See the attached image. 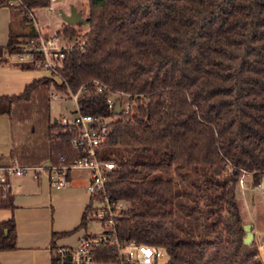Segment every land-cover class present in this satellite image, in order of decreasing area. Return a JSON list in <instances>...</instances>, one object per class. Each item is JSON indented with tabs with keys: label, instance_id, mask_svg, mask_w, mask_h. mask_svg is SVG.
I'll return each instance as SVG.
<instances>
[{
	"label": "trees",
	"instance_id": "16d2710c",
	"mask_svg": "<svg viewBox=\"0 0 264 264\" xmlns=\"http://www.w3.org/2000/svg\"><path fill=\"white\" fill-rule=\"evenodd\" d=\"M48 4L0 0L22 11L23 20ZM87 5L88 27L81 42L64 49L59 80L35 77L20 92L0 95V112L10 119V157L21 165L70 157L71 132L53 131L60 124L49 116L48 89H80L81 113L110 117L98 149L115 161L105 192L127 204L116 224L120 235L163 245L165 264H261L255 242L243 241L237 186L241 172L254 185L264 175V0ZM57 33L77 31L64 23ZM32 35L35 25L27 31L11 25L6 52ZM110 91L126 95L129 108H109ZM92 202L77 227L85 228ZM15 247L10 216L0 220V250Z\"/></svg>",
	"mask_w": 264,
	"mask_h": 264
},
{
	"label": "crops",
	"instance_id": "0c3cea01",
	"mask_svg": "<svg viewBox=\"0 0 264 264\" xmlns=\"http://www.w3.org/2000/svg\"><path fill=\"white\" fill-rule=\"evenodd\" d=\"M73 6L86 18L83 14L85 8ZM51 8H54L52 4ZM56 8L58 12L60 9L68 12L70 7L68 3L66 7L58 4ZM42 9L53 10L48 5L35 7L27 12L24 20L18 18V29L27 31L36 23L45 34L59 31L65 23L60 15H55L51 27V19H48L47 14V19H39ZM19 13L22 17L23 12ZM13 21V10L8 5H0V95L18 93L25 84L44 73L40 68H21L13 54L4 52L3 47ZM78 24L73 22L69 25L75 27ZM9 150L10 119L7 113L0 112V173L4 166L16 161L10 157ZM87 177V170L74 168L67 174L68 182L55 187L49 183L45 171L29 169L21 174H6L7 187L0 182V220L10 216L14 218L16 247L0 250L1 264H50L52 243L70 244L77 241L85 229L77 226L90 200L86 189ZM7 193L10 194L9 199H5ZM8 202L11 204L7 205Z\"/></svg>",
	"mask_w": 264,
	"mask_h": 264
},
{
	"label": "built area",
	"instance_id": "2783aa9c",
	"mask_svg": "<svg viewBox=\"0 0 264 264\" xmlns=\"http://www.w3.org/2000/svg\"><path fill=\"white\" fill-rule=\"evenodd\" d=\"M53 1L49 0L48 7L50 9H52ZM35 27L36 35L30 37V45L26 47L29 50L13 54L15 62L28 63L44 70L56 71L62 65L64 49L68 47L59 44L61 35L57 31L45 34L36 23ZM95 84L99 92L105 89L97 80ZM84 88L81 86V89ZM80 91L79 89L72 93L76 103ZM116 99L119 98L115 97L111 91L107 94L106 101L109 108L114 109ZM119 100L121 109L127 110L130 105L129 101L125 99L122 103L121 99ZM76 110V114L72 118L61 117V123L66 125L71 132L69 144L73 152L70 157L60 155L54 163L21 165L17 161H13L3 167L0 173V182L6 188L8 185L7 173L21 174L30 169L35 172L45 171L49 183L52 186L60 187L68 182L67 174L71 169L87 170V192L90 198L93 197V201L98 202L97 206H92V214H87V219L97 221L102 229L91 232L83 231L75 243H52L50 264H165L168 252L163 245L139 242L118 233L116 227L118 216L121 209L127 204L120 199H111L105 192L107 174L115 166V161L113 158L102 155L98 149L110 117L81 113L78 110V103Z\"/></svg>",
	"mask_w": 264,
	"mask_h": 264
},
{
	"label": "rangeland",
	"instance_id": "374dc122",
	"mask_svg": "<svg viewBox=\"0 0 264 264\" xmlns=\"http://www.w3.org/2000/svg\"><path fill=\"white\" fill-rule=\"evenodd\" d=\"M69 3V7L72 5H76L77 8H85V11L83 12L84 15H87L88 13V5L87 0H63L62 3L59 2V0H54L52 2V5L54 8H52V11L44 10L42 9L41 15H39V19H51V27L53 26V23L55 21V15L59 14L58 8L56 6L58 4H62L63 6H67ZM72 3V4H70ZM20 10L14 9V21L12 23L13 28L15 30L18 29V18L22 19L20 13ZM46 12V13H45ZM47 14V17L45 16ZM22 21V20H21ZM55 26V25H54ZM88 27V23H80L74 28L77 31V34L73 36H64L61 34V37L59 39V44L64 47H69L71 44L75 42H81L83 32ZM61 28V27H60ZM59 28V29H60ZM20 30V29H19ZM23 31V30H21ZM30 37L27 36L25 38L21 37L17 43V50L13 54L16 55L17 53H20L25 50H29V48L26 49L27 46L30 45ZM4 52H6V49L3 47ZM7 53V52H6ZM40 56V55H38ZM13 57V56H12ZM34 68H40L44 72L41 76H46L48 78H53L55 80H59L58 75L56 74V71H48L44 70L41 67H38L36 65H32ZM40 77V76H38ZM49 94V116L51 120L55 118L56 123L60 126L53 129L54 132H59L60 130H64L65 128L69 130V128L61 123L62 116H66L69 118H72L76 114L77 109V103L73 98L72 92L68 91H61L56 89L54 86L50 85L48 89ZM116 97V95H115ZM122 103L126 99V95L120 94L119 95ZM34 118V117H33ZM35 120V119H34ZM37 122H35V127L42 130L43 124L39 121V119H36ZM70 137V136H69ZM69 140V139H68ZM72 150L70 148L69 156L72 154ZM173 177H178V172L175 170L172 172ZM264 177V176H263ZM240 178L242 181L240 182ZM237 199L239 204L240 213L242 214L243 223L251 222L252 227L251 230L253 231V238L251 241H254L256 244V254L255 256H258L261 260V264H264V182L262 178V182L260 184L254 185L252 183L251 175L248 173L241 172L238 186H237ZM98 202L93 201L92 206H97ZM92 206L88 210L87 214H92ZM189 218L190 215H187ZM102 229V226L93 219H87L85 229L84 231L91 232V231H98ZM1 264V262H0Z\"/></svg>",
	"mask_w": 264,
	"mask_h": 264
},
{
	"label": "water",
	"instance_id": "95a60500",
	"mask_svg": "<svg viewBox=\"0 0 264 264\" xmlns=\"http://www.w3.org/2000/svg\"><path fill=\"white\" fill-rule=\"evenodd\" d=\"M59 15H60L61 19L67 24H70L73 22H77V23L86 22V18L82 17L80 14V11L76 10L73 5L70 6L68 12H64L63 10L60 9ZM121 110L122 109H121V105H120V100L116 99L115 100V106H114V112L120 113ZM53 122H56L55 118L53 119ZM251 227H252L251 222L243 223V228L245 230L243 241L245 243H250L252 238H253V231L251 230Z\"/></svg>",
	"mask_w": 264,
	"mask_h": 264
}]
</instances>
